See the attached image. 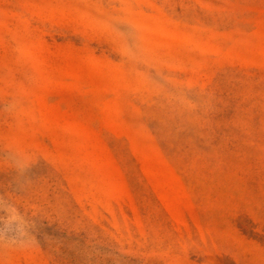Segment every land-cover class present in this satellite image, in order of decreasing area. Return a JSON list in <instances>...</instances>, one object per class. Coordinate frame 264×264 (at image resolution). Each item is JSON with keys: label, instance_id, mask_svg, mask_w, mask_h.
Here are the masks:
<instances>
[{"label": "rangeland", "instance_id": "rangeland-1", "mask_svg": "<svg viewBox=\"0 0 264 264\" xmlns=\"http://www.w3.org/2000/svg\"><path fill=\"white\" fill-rule=\"evenodd\" d=\"M0 264H264V0H0Z\"/></svg>", "mask_w": 264, "mask_h": 264}]
</instances>
